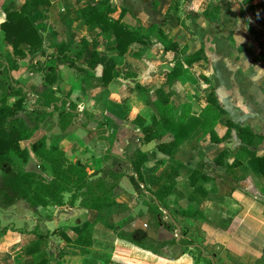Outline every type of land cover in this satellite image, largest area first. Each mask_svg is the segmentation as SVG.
<instances>
[{"label": "crops", "instance_id": "1", "mask_svg": "<svg viewBox=\"0 0 264 264\" xmlns=\"http://www.w3.org/2000/svg\"><path fill=\"white\" fill-rule=\"evenodd\" d=\"M23 1L0 0V23L6 18L7 10L19 8ZM50 1V4L37 6L29 12L34 24L40 27L39 32L43 38L41 49L30 50L26 44H21L26 51V55L22 58H13L9 53L10 47L5 41L4 32L0 28V98L4 93H9V97L12 99L17 96L16 92L23 95L22 108L18 112V125L20 127L32 125L34 116L45 112L44 118L37 121L31 139L20 141V145L22 147L26 146L29 151V158L24 167L30 175L43 180H48L51 177L46 165H43L42 160L30 148L31 140L45 135L47 145L51 142H57L59 147L65 151L68 159L79 161L85 165L92 177L105 175V171L115 172L118 175L114 186L117 203L100 209H87L79 206V198H77L73 204L65 202L62 205L32 208L27 201L19 198L11 204L0 207V264H36L38 253L25 251V246L29 245L38 235H42L43 240L46 242L47 264H177V260L187 253L184 251L180 254L175 251V248L179 247L181 242H185L189 246L187 248H199L200 252L214 262L213 264H219L216 263V260H220L219 249L221 247L219 245L221 244L218 242L207 244L209 241L201 233V230L204 232L203 229L211 225L214 226L212 228L216 232H225L226 241L228 242L236 239L252 243V225L257 227L258 223L260 225L264 223L261 221L264 218V212H260L264 205L260 201V197H251V193L253 189H257L261 193L260 190L264 187V177L251 160H247L236 167L218 165L213 161L216 154L223 148L229 151L228 156L225 158V164L232 161V154L239 145L235 130L232 129L230 138L219 143L211 142L208 134L198 138L196 128L191 130L189 136L184 139L183 145L175 154V159L180 160L182 163L179 168V175L176 178V184L171 193L166 196L162 206H154L153 203L157 200L153 199L148 189H154L163 180L162 170L169 159V155L159 151L156 144L170 140L173 137L172 133L161 129L158 137L139 144L141 150L149 154V158L142 165L144 182L139 183V186L131 178V176L136 177V175L122 151L127 145L126 133L129 130H135L142 137L144 134L143 126L151 124V115L156 113L153 105L157 98L155 89L164 87L166 90L167 88L165 86L166 72L161 68L163 63L155 58L150 59L153 63L150 64L152 66L149 70L151 76L148 80L145 75H142L147 69L144 58L130 54V49L123 56L124 65L129 60L127 69L131 71L130 75L133 76V79L139 81L144 78L145 81H141L147 83L149 88V92L144 95L136 89L135 84L127 86L129 93L124 96L129 104L128 109L124 107L121 94L105 93L104 91L111 83H119L120 80H124L121 76L123 65L118 61L107 62L101 59L102 63L99 64L101 68L106 64H113L115 70L119 71V75L113 77L107 86L104 85L102 93H86L84 88L88 89L86 87L89 81L88 78L101 80V72H98L99 67L93 69L86 63V59L94 48L92 42L80 58H60L56 54L52 58V62H49L51 58H48V56L41 62L36 59L29 61L31 54L34 55L37 51L43 54L46 51V45L44 44L45 31H54L53 33H55L57 27L63 25V23L65 24L64 27H70L67 19L68 14L62 12L63 8L58 9L57 3L59 0ZM167 1H170L165 11V17L167 18H164L165 21L162 19V25H159L158 21L156 24L163 28V31L173 40L177 39L176 35H173V29L175 28L176 31H179L180 28L183 29L181 20L176 22L177 20L174 21L173 18L175 15L177 16L180 3L176 10L171 11L169 7L173 0ZM190 3L191 8H194L193 2L190 1ZM220 16L222 14L219 10V18L214 21L218 22ZM137 17L143 22L141 16L137 15ZM152 24L155 23L152 22ZM82 26L84 28L81 31L80 38L86 36L92 40L91 36L88 35L92 32L94 35L98 34L95 37L97 39V36H99L98 28L88 29L85 24ZM238 33L239 38L235 35ZM238 33L233 35L236 42L238 44L241 42L243 49L246 46L249 49L253 48V52L257 54L258 58H253L254 61L251 58L248 64L244 61L245 59L235 63L234 67H239L236 68L235 73H232L230 62L227 71L226 68L221 66L222 61L226 60V56L223 48L217 46L214 49L213 56L215 60L217 58L218 68L214 69V72L211 70V86L208 91L211 87L214 88L219 101L226 109L227 116L231 120L242 125H248L258 135H262L261 138H256L253 147L260 155L264 154V56H258L261 49L258 50L259 46L253 39L254 33L250 32L249 29H243ZM100 36L102 35L100 34ZM80 38L75 42V45L70 44L73 43V40L61 39L60 41L68 42L75 49ZM232 38L228 39L229 43L226 44H229L230 48L233 49L232 43L235 46L236 43L233 42L234 39L232 40ZM196 41L191 40L189 42L195 43ZM200 46L203 45L198 44L196 48H191L189 52ZM111 47L115 49V43ZM203 47L206 54L205 58L195 61L189 67V73L195 67L202 66L204 62H207V47ZM155 49L157 51V48ZM98 51L102 57V51L99 49ZM249 53L250 51L247 54ZM70 55L73 54L70 53ZM166 55L172 56L165 59L168 62L175 56V53L167 50ZM229 60L231 61V59ZM66 61L72 69L77 71L76 74L69 71V79H71L70 76L74 75V78H76V75L79 74H83V77H85V80H82V84L84 82L85 84L80 92L73 93L74 89L67 91L64 88L65 79L63 73H61L62 68L60 65ZM245 67L256 69H254V72H247ZM255 71L256 73L259 72L258 76ZM38 72H42L41 77L36 76L35 73ZM49 85L54 90L56 98L44 103L43 92ZM130 91L133 93H130ZM208 91L206 93H193V95H189V93H168V91L167 93L170 102L175 105L181 102H190V113L197 116L206 104L205 96ZM29 97L35 100L33 105H31V98ZM66 103H69V108L65 106ZM52 104H54L53 108H51ZM149 106L151 112L146 115L144 112ZM137 114L143 117V126L134 122V117ZM127 128L130 129L127 130ZM224 129V119H221L216 126V130L219 134H222ZM89 130L97 132L91 135ZM25 141L27 142L26 145H24ZM192 151L199 152L189 154ZM216 151L217 153H215ZM203 153L210 154V158H206ZM199 160L206 161L202 171L208 178L201 180L205 191H201V188L191 186L188 183V176L193 168L197 167ZM121 164H125L126 167L123 169ZM106 178L112 180L109 173L106 174ZM68 196L69 193L64 194L65 201ZM150 200L152 201L150 202ZM18 202L21 206L20 211H17L14 207L15 204H19ZM231 205L239 207L241 212L239 217L237 213L232 215L231 220L227 223V228H221L210 220L212 216H218L225 209L230 211ZM1 208L4 209L1 210ZM129 208L131 210L126 215L121 214ZM148 210L161 213L162 221L159 226L157 225L158 228L156 224L151 225L154 227V232L158 229L157 239L154 240L149 235V229H129L130 224H139L135 223L139 220L137 217L145 216ZM182 210H187L189 213H184ZM77 211L81 212L79 214L84 213L85 215L72 214L73 212L78 214ZM163 211H167L173 217L184 235V238L179 241L172 235L174 240L171 246L163 239V233L161 232L165 225L171 226L173 229L172 223L162 218ZM140 212H143V214L140 215ZM236 220L239 221V225L249 226V228H245L246 231L242 238H237L236 229L233 227ZM145 224L147 223L145 222ZM55 227L57 228L56 231ZM236 227H238V224ZM86 228H88V233L85 234L84 239L90 241V244L78 245L73 243L75 237ZM132 232L135 233L136 236L133 237L137 238L138 242L131 240L130 235ZM261 237H264V235ZM150 241H158V245ZM167 245L170 246L169 249H167ZM192 262V260H189V262L183 261L180 264H192ZM220 264H225L224 259L220 261Z\"/></svg>", "mask_w": 264, "mask_h": 264}, {"label": "trees", "instance_id": "2", "mask_svg": "<svg viewBox=\"0 0 264 264\" xmlns=\"http://www.w3.org/2000/svg\"><path fill=\"white\" fill-rule=\"evenodd\" d=\"M50 3V0H24L19 8L6 11V18L0 23V28L4 32L5 41L10 47L9 53L13 58H22L26 55V51L21 44H26L30 50L42 48L43 38L39 32L40 27L34 24L29 12L37 6ZM178 5L179 1L174 0L169 10H176ZM115 10L116 8L111 0H85L84 5L80 8V16L88 29L98 28L99 34L105 39H113L117 53L124 54L131 44L145 43L146 39L140 26L131 25L124 20L125 9H121L117 17L112 15ZM219 10L220 6L213 3L205 7L202 12L192 11L190 16L197 18L203 15L211 20H216L219 18ZM145 30L165 37V32L157 24H152ZM249 31L252 32L253 30L250 29ZM90 42L96 44L95 38L90 40L88 37L82 36L75 49L64 40L53 43V45L56 47L58 57L74 59L82 56ZM168 42L164 48L175 51L174 62L166 71L165 86L170 89L180 76L189 73V67L195 61L205 58L206 54L203 46L187 53L186 45L180 47L174 40ZM70 53L73 55L71 56ZM182 54L183 57H180ZM258 56L263 57L264 52L260 50ZM52 60L51 58L49 62H52ZM86 63L93 69L101 63V55L96 47L91 50ZM117 75H119V71L115 70L113 64L104 65L101 68L102 84L107 85ZM200 77L208 81L203 73L200 74ZM135 87L144 95L149 92V88L144 83L137 82ZM155 92L157 98L153 105L156 113L151 115V124L143 126L144 119L141 115H137L135 119L138 124L143 126L144 134L141 137V143L158 137L161 129L168 130L173 135L170 140L156 144L159 151L169 155V159L162 170L163 180L154 189H148L153 199L157 200L153 203L154 206H162L166 196L174 188L182 164L180 160L175 159V154L183 145L184 139L195 128L199 135L198 138L208 134L210 141L216 143L230 138L231 131L234 129L239 145L232 154V161L225 164V158L229 154L226 148L221 149L213 158V161L218 165L236 167L247 160H251L264 177V154H257L256 149L253 148L256 138H261L262 135H258L248 125H242L231 120L213 87L207 92L205 96L206 104L197 116L190 113V102H181L177 105L171 103L164 87L156 88ZM15 94L17 96L12 100H10L9 93H4L0 98V207L11 204L19 198L27 201L32 208L62 205L65 202L73 204L77 198H79V206L87 209H100L117 203L114 186L118 175L115 172L105 171V175L92 177L85 165L79 161L69 160L65 151L59 147L57 142H51L47 145L45 135L31 140L30 148L42 160L43 165H46L51 177L48 180H43L30 175L25 170L24 165L29 158V151L26 146L22 147L20 145V141L31 139L37 121L44 118L45 112L35 115L32 125L20 127L18 125V112L22 108L23 95L17 92ZM43 98L44 103L56 98L50 85L43 92ZM188 118L193 122L191 126L188 124ZM221 119H224L225 129L222 134H219L216 126ZM148 158L149 154L141 150L139 145L128 155V162L136 175V177L131 176V178L137 186H139V183L144 182L142 165ZM205 162V160H199L197 167L193 168L188 176L189 185L199 187L201 191H205L201 180L208 178L202 171ZM108 173L112 180L106 178ZM65 193H69L66 201L64 199ZM182 212L189 213L187 210H182ZM87 233L88 228L75 237L73 243L89 245L90 241L84 239ZM133 236H136L134 232L131 233L130 238L138 242L137 238ZM45 247V240H43L42 235H38L29 245L25 246V251L38 253L39 258L37 257L36 264H47L48 258L46 257Z\"/></svg>", "mask_w": 264, "mask_h": 264}, {"label": "rangeland", "instance_id": "3", "mask_svg": "<svg viewBox=\"0 0 264 264\" xmlns=\"http://www.w3.org/2000/svg\"><path fill=\"white\" fill-rule=\"evenodd\" d=\"M160 1L161 3L159 4ZM160 1L159 0H111V3L116 8V11L113 13V16L116 17V15H118L121 9H125L124 20H126L131 25L140 26V29L142 30V34L146 39L145 43L131 44L124 54H118L117 51L113 49V47H111L114 44V41L112 38L105 39L103 36H100L99 34V36H97V39H96L95 37L98 34L94 35L92 32L88 34L89 36H91L90 38H95L96 44L92 42L93 47H96L97 49L102 51V57H101L102 61L108 62V61L115 60L123 65L122 70H121L123 71V73H121V76L124 80H120L119 83L118 82L111 83L108 86V88L104 91L105 93L112 92V93L121 94V97H123L122 99H123L125 109H128V105H129L124 96L126 93H129L127 86H129L130 84L133 85L137 82L142 83L143 81H145L144 78L141 79L143 81L141 80L137 81L133 79V76L130 75L131 71L127 69V67H129V60H127L125 65L123 64L124 62L123 56L129 51V49H130V54L137 56L139 58L142 57L146 61L147 69L145 70V73H143L142 75L143 76L145 75L147 77L146 79L148 80H149V76H151V73L149 70L151 69L152 66H150V64L153 63L151 62L150 59L155 58L158 61H161V63H163V64L160 63L162 66L161 68H163L165 72L167 71V69L171 67V64H173L174 62L175 56L172 59H170L168 62L165 60L167 59V57H172V56L166 55L167 49L164 48V46L168 44L169 43L168 41L172 40V38H169L167 33H165V37H161L156 33H152V32L149 33V31L145 30V28L150 27L152 22L156 24L158 21L159 25L160 24L162 25L163 24L162 19L164 20V18L165 19L167 18L165 17V11L170 1H167V0H160ZM190 1L193 2L194 8H191ZM84 3H85V0H59L58 1L57 3L58 9L60 8L61 10V8H63L64 10L62 12L68 14L67 19H68V23H70V27L68 28L64 27L65 24L63 23V25L57 27V31L55 33H53L54 31H48V32L45 31L44 44L46 45V48H45L46 51L43 53L44 55L40 53L39 51H37L34 53V55L31 54V56L29 57V61L30 60L34 61L36 59L37 61L41 62L45 59L46 56H48V58L55 57L57 53H56V47L53 45V43H56L60 41L61 39H65L67 41L73 40L72 41L73 43H70V44L75 45V42L80 38L81 31L84 28V26H82L84 24L80 16V8ZM173 3H174V0H173ZM179 3H180V6L177 11V16L175 15L176 17L174 16L173 18H174V21L177 20L176 22H178V20L179 21L181 20L180 22L182 23L181 26L183 27V29L180 28L179 31H176L175 28L173 29V35L174 36L176 35L177 37V39H173V40L177 42V44L180 47L183 45H186L188 53H190L189 50H191V48H194V47L196 48L198 44L206 46L207 47L206 50L208 53V59L206 60L207 62H204L205 65L203 63L202 66L195 67L193 71H190V73L180 76L170 89L166 88L168 93H189V95H193V93H206V91H208L209 87L211 86V78H210L211 70L214 72V69L218 68V65L216 63L217 58L215 60L213 56L214 49L217 48V46H220L221 48H223L224 54L226 56V60L222 61L221 66H223V68H226V71H227L229 68L228 63L230 62V65H231L230 68L232 69V73H235L237 71L236 68L239 67L237 66L235 68L234 67L235 63H238L239 61H242L245 59L244 61H246V63L248 64L251 58L252 60L253 58L254 59L258 58L256 56L257 54H254L253 48L249 49V47L246 46V48H244L245 49L244 51L243 44L241 42L240 44H238V42H236L233 35L234 33L241 32V30L243 29H249V30L252 29L251 24L245 21V18L243 17V9H247L250 12L256 13L257 15L259 14V16L264 17V0H252L251 2L248 0H179ZM213 3H216L220 6V12L222 16H220V19H218V22H215L214 20H211L203 15H200L197 18H193L190 16V13H192V11L197 10L198 12H202V10L205 7H207L208 5H212ZM221 6H222V10H221ZM244 6H247V7H244ZM137 15L142 17L143 22H141V20L137 17ZM161 29L163 30V28ZM252 33L254 32L252 31ZM254 34H253V37H254L253 39L257 42L259 46L258 50L261 49V51L264 52V36L258 35L260 37L258 38V36ZM235 35H237V37L239 38V33ZM231 37H233L232 40L234 39L233 42L236 43V46L235 44L232 43L233 49L230 48L229 44H226V43H229L228 39H230ZM191 40H197V41L195 43H191L189 42ZM155 48H157V51ZM170 51H173V53H175L174 50H170ZM249 51L250 53L247 54ZM180 57H183V54L180 55ZM229 59H231V61ZM213 61H215L214 64H213ZM60 66L62 68L61 73H63L64 75L62 76L65 79L64 88L67 91H70V90L72 91L74 89L73 93L80 92V90L83 89V86L85 84V82L82 84V80H85V77H83V74L76 75V78H74V75H72L70 76L71 79H69L68 72L73 71V74H76L77 71L72 69L71 66L68 65L67 61L62 62ZM98 67H99L98 72L99 71L101 72L100 70L101 66L98 65ZM202 67H204V69H202ZM254 69L252 67H245V70L247 72H251V71L254 72ZM42 72H38L35 74L36 76L38 75L39 77H41ZM202 72L208 78V81L202 79L199 76L200 73ZM256 75L258 76L259 72H257ZM87 80H89L88 82L86 81L88 83L86 84V87L88 89L84 88V91L86 93H100V92L102 93L103 87L105 86L102 84L101 80L93 79V78L91 79L88 78ZM144 84L147 85V83H144ZM130 93H133V92L130 91ZM10 100H12V98H10ZM150 112H151V109L149 106L145 110L144 113L146 115H149ZM137 115H140V114H137ZM136 116L134 117L135 123H137L135 121ZM192 123H193L192 120L188 118L189 126H191ZM129 129L130 128H127V130ZM95 132L97 131L91 130L89 133L93 135V133ZM126 134H127L126 135L127 145L124 151H122V153L128 159V155L133 151V149L136 146H138L141 143V136H139L135 130H129ZM26 143L27 142L25 141L24 145H26ZM197 152L199 151H196V152L192 151L189 154L191 153L197 154ZM201 152H203V150H201ZM215 153H217V151ZM203 154L205 155L206 158H208L210 155L207 153H203ZM69 156L71 155L69 154ZM121 165H123V169L126 167L125 164H121ZM261 190H260L261 193H259L257 189H253L251 193V197H254V196L260 197V201L264 205V187H262ZM151 201L152 200H150V202ZM18 203L19 204H15L14 207H16L17 211H20L21 210L20 202ZM2 209L4 208H1V210ZM130 210L131 209L129 208V210L127 209L121 214L126 215V213ZM151 212H152L151 210H148L145 216L137 217L139 219L138 220L139 222L136 221L135 223H139V224H133V225L130 224L129 229H132V228L145 229V230L149 229L150 230L149 235L154 240L155 238L157 239L158 229L154 232V227L151 225L156 224V227L158 228L159 223L162 220H161L160 212H157V213L156 212L151 213ZM240 212L241 210L239 207H237L236 205L235 206L231 205L230 211H226L225 209L222 212H220L218 216H214V217L212 216L210 220L221 228H227V223L231 220L232 215L237 213L239 217ZM260 212L262 213L264 212V206L260 210ZM77 213L78 214L73 212L72 214L81 215V216L85 215L84 213L79 214L81 213L79 211H77ZM141 214H143V212H140V215ZM261 221L264 222V218ZM127 222H130V221H127ZM145 222L147 224H145ZM235 224L236 225L238 224V227H236ZM212 227L214 228V226L212 225L210 227H205L203 229L204 232L201 230V233L209 241L207 242V244H212L210 242H218L219 244H221L219 245L221 247V249H219L220 260L217 259L216 263L220 264V261L224 259L225 264H264V243H262V241H264L262 240L264 237H261L262 235H264V223H262L261 225L258 223L257 227L256 225H252V229H251L252 234L250 233L253 237L252 243L244 242L243 240H236V239L235 241L233 240V241L228 242L226 241L225 232H222V233H219V231L216 232V230L213 229ZM233 227L236 229L237 238H242V235L246 231L245 228H249V226L245 227L243 224L239 225L238 220L235 221ZM56 229L57 228L55 227V231ZM161 232L163 233L162 234L163 239H165L167 243L170 244L171 246L174 240L172 238V235H173L172 227L165 225L164 229H162ZM246 235H249V234H246ZM150 242L151 243L154 242L156 245H158V241H150ZM170 246L167 245L166 246L167 249H169ZM187 247L189 246H187L185 242H181V245L175 248V251L179 252L180 254L184 251L187 252L184 255H182L181 258L177 260V264H180L183 261L189 262V260L193 261L192 264H213L214 263L211 259H209V257L205 256L202 252H200L199 248L197 247L187 248ZM234 250L236 251V253H234L235 252Z\"/></svg>", "mask_w": 264, "mask_h": 264}, {"label": "built area", "instance_id": "4", "mask_svg": "<svg viewBox=\"0 0 264 264\" xmlns=\"http://www.w3.org/2000/svg\"><path fill=\"white\" fill-rule=\"evenodd\" d=\"M244 7H247V6H244ZM243 17L245 18V21H247L248 23L251 24L252 30L255 33V35L264 36V17L259 16V14L257 15L256 13L250 12L247 9H243ZM260 19H262V20H260ZM258 38H260V37L258 36ZM29 98H31V97H29ZM30 102H31V105H33L35 100L33 98H31ZM57 104H59V103H57ZM53 106H54V104L51 105V108H53ZM65 106L67 108H69V103H66ZM163 219L172 223L173 235L177 241L184 238V235L182 234V230H181L180 226L178 225V223L173 219V217L167 211H163Z\"/></svg>", "mask_w": 264, "mask_h": 264}]
</instances>
